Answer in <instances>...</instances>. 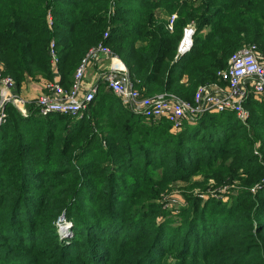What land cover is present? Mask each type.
Returning <instances> with one entry per match:
<instances>
[{
    "label": "trees",
    "instance_id": "16d2710c",
    "mask_svg": "<svg viewBox=\"0 0 264 264\" xmlns=\"http://www.w3.org/2000/svg\"><path fill=\"white\" fill-rule=\"evenodd\" d=\"M52 42L64 88L103 44L142 95L191 102L234 52L254 46L264 60V0H0L1 73L15 92L54 82ZM243 105L245 121L206 112L181 127L103 88L80 119L7 105L0 264H264V102ZM180 182L185 205L162 208ZM61 217L72 223L64 241Z\"/></svg>",
    "mask_w": 264,
    "mask_h": 264
},
{
    "label": "built area",
    "instance_id": "2783aa9c",
    "mask_svg": "<svg viewBox=\"0 0 264 264\" xmlns=\"http://www.w3.org/2000/svg\"><path fill=\"white\" fill-rule=\"evenodd\" d=\"M176 16L169 17L168 28L171 30ZM50 23V19H48ZM194 27L188 25L183 30L178 45V55L189 52L193 43ZM108 36L104 34V38ZM106 56L111 59L107 72L80 92L87 62L90 58ZM51 64L56 67L58 58L55 44H50ZM0 65V129L6 121V106H13L22 116L28 115V105L14 93V82L10 77L3 76ZM216 83L201 86L194 94L191 102H184L167 94L147 97L139 93L133 86L126 67L111 52L99 44L82 59L73 74V81L68 89L55 82H49L45 88L48 94L40 96L35 103L36 112L41 117L49 115L81 116L87 106L95 99L99 83H103L114 95L138 115L145 119L157 121L165 119L174 127H180L184 120L193 121L206 112H233L240 121H245L248 113L244 111L246 98L245 87H250L257 99L264 101V60L259 58L254 46L234 52L229 58L228 67L218 72ZM62 217L59 219L61 221Z\"/></svg>",
    "mask_w": 264,
    "mask_h": 264
},
{
    "label": "crops",
    "instance_id": "0c3cea01",
    "mask_svg": "<svg viewBox=\"0 0 264 264\" xmlns=\"http://www.w3.org/2000/svg\"><path fill=\"white\" fill-rule=\"evenodd\" d=\"M190 51V50H189ZM122 63V62H121ZM123 64V63H122ZM124 65V64H123ZM111 66V59L106 57V56H100V57H94V58H90L87 62L86 65V70L84 73V77H83V81H82V85H81V89L80 92L83 93L90 84H92L101 74H104L105 72H107L109 70ZM125 66V65H124ZM54 68V72H53V78H54V82L57 83L58 85L62 86L64 88V86L61 84L62 81H60V76L58 74V71H56V67ZM74 74V73H73ZM73 81V75L70 77V81L69 84L71 85ZM183 82H185V79H183ZM49 83V82H48ZM47 83H36V82H32V81H25L21 87L19 88V90H16L15 92V88H14V93H16L19 97H21L24 101H26L27 105H28V115L26 117L22 116L17 110V113L22 117V118H27L30 113L31 110L33 112H36V108H35V103L36 100L45 94H48L49 91L45 88V85ZM100 85L98 86V93L99 91L103 88L107 91H110L103 83H99ZM69 85V87H70ZM68 87V88H69ZM68 88H64V89H68ZM252 90L250 89V87H245V92H246V98L244 100V103L247 101V99L252 98L254 100H258L256 98V96L253 95V93L251 92ZM0 101H1V94H0ZM243 103V104H244ZM11 106V105H10ZM13 107V106H12ZM14 108V107H13ZM37 113V112H36ZM81 116H77L76 119H80ZM7 119V118H6ZM158 121V120H157ZM187 120H184L182 122V125L184 124V122ZM6 122V121H5ZM5 124V123H4ZM3 124V125H4ZM181 125V126H182ZM180 126V127H181ZM1 130V129H0Z\"/></svg>",
    "mask_w": 264,
    "mask_h": 264
},
{
    "label": "rangeland",
    "instance_id": "374dc122",
    "mask_svg": "<svg viewBox=\"0 0 264 264\" xmlns=\"http://www.w3.org/2000/svg\"><path fill=\"white\" fill-rule=\"evenodd\" d=\"M260 102H264L260 99H258ZM244 107V106H243ZM245 113H249L248 110L244 107L243 108ZM185 186L184 183H178L174 190H172L170 192V194L166 197H163L160 201H159V205H162V208L166 209V208H171V207H176L179 208L180 206L183 207L185 205L184 202V197H182L181 195H184V191L181 190V188H183ZM197 193V192H194ZM211 193V192H208ZM211 195H215L213 193H211ZM202 199V198H201ZM204 201V198L202 199ZM221 200L223 202L227 201L228 198L226 197H222ZM202 202V201H201ZM201 205H203V202L201 203ZM157 223L159 224L160 221L156 220ZM72 223L67 221L65 218H62L61 221H57V230H58V234L60 235V237L62 238V240L64 241L65 239H67L68 234H70L71 229L72 228Z\"/></svg>",
    "mask_w": 264,
    "mask_h": 264
}]
</instances>
